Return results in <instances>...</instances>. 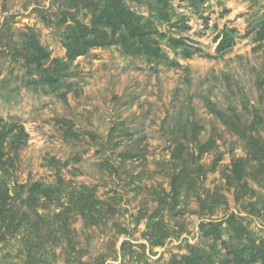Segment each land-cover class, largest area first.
Returning <instances> with one entry per match:
<instances>
[{"label": "rangeland", "instance_id": "1", "mask_svg": "<svg viewBox=\"0 0 264 264\" xmlns=\"http://www.w3.org/2000/svg\"><path fill=\"white\" fill-rule=\"evenodd\" d=\"M125 3L153 21L162 34L155 40L182 68L124 54L119 46L93 48L70 65L64 84L72 89L62 101L35 86L38 77L29 75L14 50L32 32L52 59L64 58L70 24L64 17L75 13L88 24L89 11L73 0H0V119L28 134L27 143L11 153L9 187L63 183L60 199L39 209L47 223L31 262L172 264L199 250L206 264H236L233 251L247 260L252 244L264 242V158L247 165L240 184L231 168L247 157L248 135L264 143V123L254 118L258 111L264 119V46L257 48L251 31L264 0H206L198 10L171 0L164 23L145 3ZM225 28L236 32L232 52L222 59L202 57L215 55ZM169 37L181 38L197 55L186 59L173 51ZM204 98L238 115L240 132L211 115ZM191 121L201 127L195 143ZM211 138L212 148L191 162L188 153ZM177 144L180 159L173 157ZM53 158L66 166L57 168ZM179 173L175 189L171 181ZM82 186L99 201L87 221L69 197ZM210 223L221 224V234ZM24 235L0 241V264H31Z\"/></svg>", "mask_w": 264, "mask_h": 264}, {"label": "trees", "instance_id": "2", "mask_svg": "<svg viewBox=\"0 0 264 264\" xmlns=\"http://www.w3.org/2000/svg\"><path fill=\"white\" fill-rule=\"evenodd\" d=\"M77 5L89 11L90 20L84 24L76 18L75 13L66 14L64 22L70 24L66 27L63 37V47L65 49L64 58H51L49 49L42 45L34 33L26 34L19 48L14 50L15 57L22 58V64L30 76L36 75L33 80L37 87L42 85L45 92L55 93L62 101H66L67 94L71 91L69 85L64 84V79L70 70V65L81 56L86 55L93 48H108L119 46L124 54L130 56H143L150 61L163 63L168 67L182 68L174 59H170L160 48L155 40V35L162 36L155 28L150 18L132 12L125 3V0H73ZM143 2L148 5L153 12L154 18L159 22H169L168 12L171 0H133ZM188 2L191 7L198 10L206 0H182ZM252 39L257 44V48L264 46V13L258 18L252 27ZM236 32L234 29H223L216 46L215 55L203 54L202 57L211 59H222L233 50ZM169 47L173 51H179L186 59H191L197 54L181 38H168ZM188 73V68L184 69ZM62 89H66L62 92ZM204 105L208 112L225 125L230 131L238 134L240 132L241 118L234 114L223 112L208 98H204ZM233 112V110H232ZM256 123H264V119L254 111ZM189 121V120H186ZM190 127L192 139L198 140L201 127L195 122H187ZM187 128V127H186ZM184 128V131L186 130ZM256 131V130H255ZM68 134V132L65 133ZM28 140V134L24 126L15 122H7L0 119V241H7V237H16L25 234L23 242L27 247L29 262L34 260L36 244L40 240V233L47 223L40 207H47V204L60 199L64 192L60 188L62 182L57 186H48L39 182L25 183L17 185L12 189L9 187V166L13 165L14 158L11 153L16 154ZM247 157H239L233 161L231 168V178L240 184L246 173L247 165L252 161L262 162L264 158V143L252 135L246 138ZM213 138L206 143L200 144L196 152L188 153L191 162L197 164L200 156L209 151L213 146ZM181 144H177L173 157L180 159ZM129 154V153H128ZM51 162L57 168L66 166L54 158ZM182 174L172 177L171 185L175 189L177 181ZM66 193V192H65ZM70 202L73 210L81 215L85 221L95 217L98 212V203L94 191L87 186H82L78 193L70 194ZM63 215L60 211L56 218ZM212 231L221 234V224L210 223ZM51 228V227H50ZM206 226L200 225V230L204 231ZM63 230L62 227L59 228ZM65 230V228H64ZM207 235V233H206ZM71 241V240H69ZM41 245V244H40ZM250 257L245 260L241 252L233 251L234 262L236 264H252L260 261L264 264V242L258 245L252 244ZM230 249V248H229ZM203 252L200 250L190 255L184 256L181 260H173L172 264H206L203 259ZM32 264V262H31Z\"/></svg>", "mask_w": 264, "mask_h": 264}]
</instances>
